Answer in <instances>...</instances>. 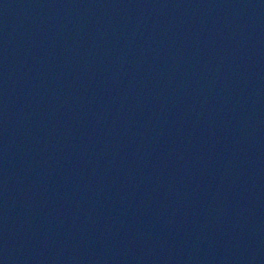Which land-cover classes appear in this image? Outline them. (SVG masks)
<instances>
[{
	"label": "water",
	"instance_id": "95a60500",
	"mask_svg": "<svg viewBox=\"0 0 264 264\" xmlns=\"http://www.w3.org/2000/svg\"><path fill=\"white\" fill-rule=\"evenodd\" d=\"M0 264H264V0H0Z\"/></svg>",
	"mask_w": 264,
	"mask_h": 264
}]
</instances>
